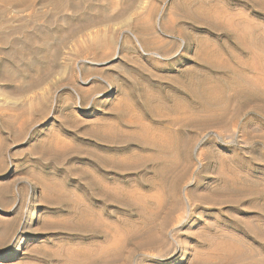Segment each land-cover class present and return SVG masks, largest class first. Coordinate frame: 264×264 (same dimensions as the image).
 <instances>
[{
  "label": "rangeland",
  "instance_id": "rangeland-1",
  "mask_svg": "<svg viewBox=\"0 0 264 264\" xmlns=\"http://www.w3.org/2000/svg\"><path fill=\"white\" fill-rule=\"evenodd\" d=\"M252 1L0 6V264H234L227 258L249 249V262L264 264V74L255 55L264 56V0ZM90 5L101 23L81 30ZM70 18L82 37L55 41L40 71L28 69L26 37L50 20L68 32ZM93 41L96 54L79 52ZM241 70L263 99H240L231 81ZM220 81L226 104L215 97ZM142 96L156 119L138 106ZM245 223L260 242L248 243Z\"/></svg>",
  "mask_w": 264,
  "mask_h": 264
},
{
  "label": "bare ground",
  "instance_id": "bare-ground-1",
  "mask_svg": "<svg viewBox=\"0 0 264 264\" xmlns=\"http://www.w3.org/2000/svg\"><path fill=\"white\" fill-rule=\"evenodd\" d=\"M33 0H0V3H2V4H0V6L1 5H3V4H6V5H10V6H24L25 4H27V3H31ZM35 1V0H34ZM69 1V0H68ZM252 1V0H251ZM263 1V0H262ZM104 2H106V4L107 3H110L109 2V0H104ZM253 2V1H252ZM254 2H255V0H254ZM67 3V0H52V4H53V6L56 8V9H58V10H63L64 9V7L66 6L65 4ZM74 3V2H73ZM71 4V3H70ZM258 4V3H257ZM69 5V4H68ZM73 6L71 7V5H70V7L71 8H74V9H76V12H79L80 13V11L82 10V8H81V5L78 3V4H76V3H74V4H72ZM255 5V4H254ZM101 6H103V4L101 5ZM260 6V5H259ZM262 6V5H261ZM104 7H105V4H104ZM264 6H262L261 8H259V9H257V11H259L260 13H262V14H264V8H263ZM22 8V7H21ZM102 9H103V7H102ZM87 12L86 13H83V14H81L80 16H79V19H78V21L80 22L79 23V25H80V28H81V30H90L91 28H93L94 26H96L97 24H99V23H101V20H98V19H95V18H93V17H91V14H92V12H96L97 11V8H95V6H93V5H90L87 9ZM99 11H100V9H98ZM57 19V18H56ZM57 21L56 20H50L47 24L49 25V28L48 29H46V30H42V31H40L39 30V32L38 33H36V35L35 36H29V37H26L27 39L25 40V41H23V43L22 44H26L27 46H29L28 48H29V50H30V52H29V54L31 55V57H32V60H31V63L29 64V68L28 69H31L32 71L34 70V71H40V65H41V62H42V60H46L47 59V54H48V50H49V48L54 44V42L55 41H59V43H64L66 40H68L69 38H73V40L75 39V38H81L82 37V35L84 34V33H81V30H80V28L79 29H77L78 27V25L75 27V19L74 18H70V19H68V20H66V22H67V24L69 25V31L68 32H65V30H64V28L61 26V25H58V27H57V29L55 30H52V29H50L51 27H52V25H54V24H57L56 23ZM54 23V24H53ZM216 25V24H215ZM51 26V27H50ZM213 27H214V25H213ZM240 27V26H239ZM83 28V29H82ZM210 29L212 28V27H209ZM216 28V27H215ZM214 28V29H215ZM80 30V31H79ZM213 30V29H212ZM215 30H218V29H215ZM214 30V31H215ZM83 32H85V31H83ZM90 33V32H89ZM95 33V32H94ZM19 34V33H18ZM91 34H92V32H91ZM91 34H89L90 35V37H91ZM92 35H94V34H92ZM28 36V35H27ZM89 37V36H88ZM237 37V36H236ZM235 37V38H236ZM85 38V37H84ZM245 41L246 42H248V43H252L253 42V37L251 36V33H247L246 35H245ZM78 39V40H79ZM83 39V38H82ZM81 39V40H82ZM80 40V41H81ZM236 40V42L240 45V46H245V43L240 39V38H236L235 39ZM18 41H20V40H18ZM71 42V41H70ZM78 42V41H77ZM83 42V41H82ZM15 43V42H14ZM20 43V42H19ZM58 43V42H57ZM5 44V43H4ZM16 44V43H15ZM78 44V43H77ZM76 44V45H77ZM83 44V43H82ZM6 45H8V44H6ZM19 45V44H18ZM23 46V47H27V46ZM55 45V44H54ZM81 45V44H80ZM99 45V43H98V41H93V42H87V44H83V46L81 47V49H80V51L79 52H86V53H91V54H96V50H97V48L99 47L98 46ZM224 45L225 46H227L228 45V42L226 41V42H224ZM13 46V45H12ZM15 46V45H14ZM36 46H38L37 47V49H35L34 47H36ZM66 46V45H65ZM78 46V45H77ZM21 47V46H20ZM19 47V48H20ZM27 48V49H28ZM17 49V48H16ZM20 50V49H19ZM29 50H27V51H29ZM21 51V50H20ZM23 51V50H22ZM49 52H50V50H49ZM79 52H77V53H79ZM41 54V56H43V58H39V55ZM80 55V54H79ZM255 55L257 56V58H259L260 60H261V69H259V70H261V71H263L262 73L264 74V56H261V55H259V54H256L255 53ZM24 56V55H23ZM83 56H85V55H83ZM95 56V55H94ZM11 57V56H10ZM17 59H20L21 58V55L20 54H16V56H15ZM14 57V58H15ZM49 57V56H48ZM234 57V59H238V57L236 58V56L234 55L233 56ZM88 60V59H87ZM49 61V60H48ZM45 62V61H44ZM84 62H86V60H84ZM15 63V62H14ZM28 63V62H27ZM28 65V64H27ZM18 67V66H17ZM250 68V67H249ZM27 69V70H28ZM232 69V68H231ZM252 69H254V67L252 68ZM26 70V69H25ZM84 70V69H83ZM8 72V71H7ZM29 72V71H28ZM37 72V73H38ZM84 72V71H83ZM87 72V71H86ZM241 72H242V70H241ZM240 72V73H241ZM255 72H258V71H255ZM34 73V72H33ZM239 73V72H238ZM239 73V74H240ZM261 72H259V74H260ZM259 74H257V75H259ZM238 75V74H237ZM262 75V74H261ZM260 76V75H259ZM258 76V77H259ZM260 77H262V76H260ZM97 78H100V77H97ZM263 78V77H262ZM264 79V78H263ZM89 80H90V78L86 81V82H89ZM257 80H259V79H257ZM262 81V80H261ZM38 82H39V80H38ZM256 82V84L258 85L259 84V82H257V81H255ZM222 83V81H220V82H218V86L216 85V91H217V93H215V94H218V95H214V93H213V91L211 92V90L213 89H209V88H207V87H203V90L202 91H204L206 94H208V92H209V94H208V96L210 97V98H213L214 96L216 97V98H218L219 97V100L220 99H222L224 102H225V104H226V98L223 96V85H220ZM231 83H232V87H233V89L234 88H237L241 93V95H240V99H242L244 102H247V101H249L250 102V100H252V101H254V99H255V101L256 100H258V99H263V95H262V92H260L258 89H257V86L254 84V83H252L251 81H249L248 79H246L245 77H244V75H243V72H242V74H241V76H238V78H236V79H234V80H232L231 81ZM36 85H38V83L36 82V83H32V87H36ZM260 85H261V83H260ZM211 93H213V95L214 96H212V94ZM199 95V94H198ZM197 95V96H198ZM144 96V95H143ZM143 96H142V98H141V100H140V102H139V107L142 109V111H144V113H145V115L146 116H148V118H153V119H156V114H155V109H154V106L151 104V102H149L148 101V99H146V98H143ZM207 96V97H208ZM146 97V96H145ZM199 97V96H198ZM214 97V98H215ZM204 99V98H203ZM210 100V99H209ZM222 101V102H223ZM262 101H264V100H262ZM219 103V102H218ZM248 103V102H247ZM224 104V103H223ZM222 104V105H223ZM228 104V103H227ZM245 104V103H244ZM228 107V106H227ZM176 109H178V106L176 107ZM175 109V110H176ZM178 110H180V109H178ZM205 110V109H204ZM262 110V109H261ZM206 111V110H205ZM158 120V119H157ZM173 121V120H172ZM177 123V122H176ZM173 124H174V121H173ZM175 135V134H174ZM174 135H173V137H174ZM178 135V134H177ZM168 136V135H167ZM172 136V135H171ZM169 137V136H168ZM176 137V136H175ZM169 138H171V137H169ZM145 139H146V137H145ZM166 139V138H165ZM154 140V139H153ZM135 141V140H134ZM142 141V140H141ZM157 141V140H156ZM161 141V140H160ZM168 141V140H167ZM105 142V141H104ZM110 141H108V144H110L109 143ZM137 142V141H136ZM149 142H150V140H149ZM148 141H146L145 140V142L144 143H142L144 146H146V145H149L148 143H149ZM162 143H163V141H161ZM159 144V143H158ZM169 144V143H168ZM172 144H173V142H172ZM172 144H169V145H172ZM163 145V144H162ZM177 145V144H176ZM111 146V145H110ZM153 146V145H152ZM180 146V145H179ZM151 147V146H150ZM171 147V146H170ZM169 147V150L168 151H171V148ZM174 147V146H173ZM172 147V148H173ZM178 147V146H177ZM103 148H106V146L104 145V147ZM101 149V148H100ZM152 149V148H151ZM108 150V149H107ZM116 150V149H115ZM118 151V150H117ZM118 153V152H117ZM171 153H173V152H171ZM179 153V152H178ZM95 154V153H94ZM169 154H170V152H169ZM93 156V155H92ZM97 156V155H96ZM170 156V155H169ZM173 156V155H172ZM179 156V155H178ZM176 157V156H175ZM108 158V157H107ZM106 158V159H107ZM152 158H154V157H152ZM158 158H160V157H158ZM188 158V157H187ZM100 159V158H99ZM155 159V158H154ZM173 159V158H172ZM95 161H97L96 159H94ZM103 160V159H102ZM164 160V159H163ZM165 161H166V159H165ZM168 161V160H167ZM111 161H109V163H110ZM155 162V161H154ZM156 162H157V160H156ZM99 163V162H98ZM97 163V164H98ZM102 163H104V162H102ZM115 163V162H114ZM100 164V163H99ZM123 163H121V165H122ZM109 165V164H108ZM101 166H102V164H101ZM106 166L107 165H105V168H106ZM162 166V165H161ZM96 167H97V165H96ZM104 168V169H105ZM124 169V168H123ZM147 169V168H146ZM163 169V168H162ZM165 169H166V167H165ZM170 169V168H169ZM100 170V169H99ZM164 170V169H163ZM156 171H161L160 169L159 170H156ZM165 171V170H164ZM167 171V170H166ZM97 172H99V171H97ZM155 175H157V174H155ZM164 177V176H163ZM161 179V178H160ZM99 182V181H98ZM97 182V183H98ZM93 183V182H92ZM91 186V185H90ZM95 186V185H94ZM98 187V186H97ZM100 188V187H99ZM98 189V188H97ZM99 191H100V189H99ZM102 191V190H101ZM101 191H100V193H101ZM206 198V197H205ZM245 222V221H244ZM240 227V226H239ZM245 229L246 230H248L249 232L247 233V236L248 237H250L251 239H252V241H248V243L249 242H260L262 239H261V237H259V238H256V236H259L258 234H256L255 232H251L252 230L250 229V227L247 225V223H245ZM255 229V228H254ZM226 234V233H225ZM219 237V236H218ZM263 238V237H262ZM206 239V238H205ZM224 239L228 242V244L229 245H231L232 247L234 246V245H236V244H241L242 245V247H243V242H242V240L238 237V236H236V235H232V234H228V235H224ZM203 242V241H202ZM206 242V241H205ZM204 242V243H205ZM210 244V243H209ZM229 247V246H228ZM234 249V248H233ZM254 255V253H253V250H251V249H249L248 250V252L247 253H243L242 251H236L235 252V254L233 255V256H230V257H228L227 258V260H229L230 262H232V263H234V264H251L250 262H249V260H251V258H252V256ZM1 258H4L3 260H8V259H10L11 258V256L10 255H3ZM224 259V258H223ZM223 259H221V261L223 262V261H225V260H223ZM215 260L217 261V262H220V259L219 258H215ZM200 262V261H199ZM215 264V263H214Z\"/></svg>",
  "mask_w": 264,
  "mask_h": 264
}]
</instances>
